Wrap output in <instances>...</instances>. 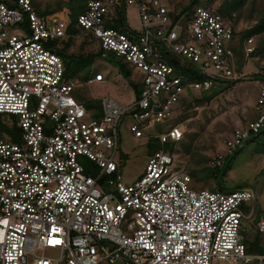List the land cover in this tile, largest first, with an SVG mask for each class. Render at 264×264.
<instances>
[{
    "label": "built area",
    "instance_id": "built-area-1",
    "mask_svg": "<svg viewBox=\"0 0 264 264\" xmlns=\"http://www.w3.org/2000/svg\"><path fill=\"white\" fill-rule=\"evenodd\" d=\"M179 1L125 0L140 22L129 32L106 26L119 0L87 1L77 25L142 86L138 98L131 90L127 106L105 95L94 110L73 97L81 83L66 75L48 46L66 38L65 18L38 15L31 0H0V115L18 131L16 142L7 134L0 139V264H264L263 254L247 253L242 238L241 208L254 199L251 191L194 190L184 166L173 169V157L162 150L148 156L134 183H123L118 173L123 116L130 115L129 131L141 138L174 119L188 94L207 92L214 81L242 80L234 71L232 21L210 7L174 20L171 4ZM251 43L243 46L247 56ZM165 54L203 79L183 77ZM106 81L98 71L86 84ZM254 109V121L233 130L211 167L221 169L264 126V81ZM183 133L170 126L156 137L165 144ZM81 159L98 169L95 177ZM255 227L264 234V216Z\"/></svg>",
    "mask_w": 264,
    "mask_h": 264
},
{
    "label": "rangeland",
    "instance_id": "rangeland-1",
    "mask_svg": "<svg viewBox=\"0 0 264 264\" xmlns=\"http://www.w3.org/2000/svg\"><path fill=\"white\" fill-rule=\"evenodd\" d=\"M34 2L37 4L36 9L44 13L54 5L55 0H34ZM209 2L211 0H201L199 5L205 8ZM254 21L255 15H252V20L248 24L241 18L238 20L236 30L242 32ZM125 22L131 30L138 31L140 28L134 5L126 8ZM82 39L81 36L75 38L72 50L79 45ZM251 40L250 46L253 47L256 38H251ZM243 46H249L247 41ZM93 47L95 46H88V49ZM237 59L240 61L241 69L234 71L238 75L241 74L242 80L234 83L230 89L208 102L199 104L192 103V101L185 102L192 98V95L188 94L184 101L186 104L182 102L176 106L174 119L154 124L143 132L141 138H135L129 131V126L133 122L130 115L123 116L118 123V150L115 162L122 182L130 185L144 174L149 152L159 146L173 157V169L179 170L184 166L185 173L191 178L190 186L194 190H219V184L223 192L251 191L254 199L245 203L241 208L244 215L241 221L242 238L246 246L257 241L261 254L264 256V234L258 233L255 227L257 218L264 216V153L257 149L255 142H249L245 143L241 152L232 159L231 167L224 176L221 173L217 174L216 169L210 166V160L216 154L224 152L225 142L233 130L245 127L256 118L254 104L261 83L260 79L264 76V59L250 58L245 52L241 58ZM234 68L238 66L235 64ZM98 71L105 75L106 83L80 82L81 85L74 91L73 97L85 105L88 101L109 95L127 106L133 99L127 80L113 65L105 61L97 60L92 65L91 74ZM257 74L260 75L257 76ZM170 126L182 128L183 136L178 142L169 141L162 145L156 136L166 133ZM80 163L91 176L97 175L98 169L93 163L86 159H81ZM46 254L57 258L52 252ZM219 264L226 263L220 262ZM249 264L259 263L255 259Z\"/></svg>",
    "mask_w": 264,
    "mask_h": 264
},
{
    "label": "trees",
    "instance_id": "trees-1",
    "mask_svg": "<svg viewBox=\"0 0 264 264\" xmlns=\"http://www.w3.org/2000/svg\"><path fill=\"white\" fill-rule=\"evenodd\" d=\"M87 1L88 0H55L54 5L48 8L44 13L39 12L36 9L37 4L34 2V0H31V5L35 12L40 16L60 14L65 18L67 33L66 38L57 39L48 46L62 59L65 67V73L68 77L83 83L92 78L96 73L95 72L91 74L92 65L97 60L103 62L105 61L106 63L113 65L119 74L127 80V83L133 91L135 97L138 98L140 96L142 86L138 81H135L132 78V72L127 67V65L122 63L121 60L115 58L111 54H105L98 46L97 41L90 34L83 32L82 29L77 25V17L85 10ZM200 1L201 0H180L179 2H173L171 4L172 13L169 16L174 20L178 19L179 17H183V21H187L192 9L195 7H200ZM119 2V5L113 7L110 18L106 19V26L117 29L121 32H129L130 28L125 22V0H119ZM258 4L260 5L257 7L256 5ZM209 7L214 8L224 19L232 21L234 27V44L232 45V50L236 58H241L243 56L244 42L251 38H256V42L253 45V50L249 54V57L255 59H264V0H222L220 2L211 0V2L207 3L205 6V8ZM252 15H255L254 23L242 32H238L236 30L238 20H241L242 18L248 24V22L252 20ZM78 36H81L83 39L79 45L72 50V47L75 45V38ZM91 45L95 47L88 49V46ZM165 55L166 59L172 66L180 69L178 70V73L183 75V77L190 76V80L203 79L202 75L194 71L180 58L168 54ZM237 60L236 65L238 68L236 69L240 70V61ZM259 75L260 74H257V76ZM260 81H264V76L260 79ZM234 83L236 82L220 80L214 81L213 86L209 91L194 97L192 96L190 100L185 102L189 103V101H192V103L194 102L196 104L208 102L217 95L230 89ZM85 106L89 109L98 110L99 102L98 100L88 101L85 103ZM5 134L10 136V140L13 142H16L18 139V131L15 125H8L6 117L0 115V139L3 138ZM249 142H255L257 149L264 153V126L256 134H251L250 138L245 143ZM242 147L228 155L225 158L224 166L221 169L214 168L216 169L215 172L217 174L221 173L222 176H224L231 167L230 165L232 159L241 152ZM160 150L162 149L158 146L157 148L151 150L149 154ZM218 188L219 191H221L219 184ZM245 248L247 253L250 255H262L259 243L257 241L249 244L248 246L245 245Z\"/></svg>",
    "mask_w": 264,
    "mask_h": 264
},
{
    "label": "crops",
    "instance_id": "crops-1",
    "mask_svg": "<svg viewBox=\"0 0 264 264\" xmlns=\"http://www.w3.org/2000/svg\"><path fill=\"white\" fill-rule=\"evenodd\" d=\"M260 217V216H259Z\"/></svg>",
    "mask_w": 264,
    "mask_h": 264
}]
</instances>
